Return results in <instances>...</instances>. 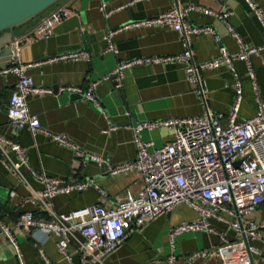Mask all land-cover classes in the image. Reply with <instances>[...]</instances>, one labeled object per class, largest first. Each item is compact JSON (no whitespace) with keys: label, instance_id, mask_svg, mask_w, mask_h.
<instances>
[{"label":"crops","instance_id":"obj_1","mask_svg":"<svg viewBox=\"0 0 264 264\" xmlns=\"http://www.w3.org/2000/svg\"><path fill=\"white\" fill-rule=\"evenodd\" d=\"M264 17V0H252ZM188 3L200 5L214 12H231L227 22L197 11L187 15L196 26H212L221 37L228 52L238 50L236 40L230 35L231 26L248 46L264 45V30L255 14L244 0H61L66 7L67 18L57 24L49 40L37 37L33 29L47 12L14 28L12 40L21 44V60L30 64L26 73L35 86L52 88L54 93L29 95L26 99L31 114L38 119L40 127L53 135H63L86 154L96 155L109 165L132 161L137 153L131 127L139 122H158L169 118H190L203 114L205 106L194 94L195 85L185 80L184 67L179 63L135 65L124 70L119 89L105 78L113 73L118 62H130L141 58L171 56L183 51L178 34L170 28H131L132 22L153 17L171 8H183ZM105 11H111L108 17ZM113 32L111 43L115 52L108 51L106 35ZM10 37L6 32L0 35ZM192 53L196 62H205L218 56L219 45L211 36L192 38ZM85 51L87 58L72 61L59 59L62 55ZM9 63V58L4 60ZM255 72L257 95L247 77V62H236V76L226 67L204 70L201 76L206 82V105L215 113L228 117L234 101V83L241 84L243 99L237 121L252 117L259 103H264V50L249 60ZM99 81L95 89L98 106L77 93H60L64 86H78L85 90L90 82ZM16 78L11 74L0 75V148L5 141L19 144L25 151L26 165L19 173L5 167V162L16 161L15 154L6 148L0 150V219L13 227L20 214L31 212L36 218H46L39 204L29 198L42 185L33 174L44 173L64 182L92 181V187L83 192L54 197L51 204L58 213H66L85 206L113 207L119 201L137 196L143 189L140 173L111 176L107 167L94 162L82 163L72 150L62 146L50 136L27 128L14 129L7 121V106ZM122 98V100H121ZM123 101V102H122ZM223 121V123H224ZM141 141L159 148L172 138L165 128L142 131ZM99 189L101 192H99ZM14 195L11 196L10 192ZM196 217L185 205H179L168 215L146 224L140 231L131 225L125 241L105 256L102 264H164L169 254V230ZM261 226V238L254 242L264 258V204L248 216ZM217 231L226 227L213 224ZM13 234L19 246L20 257L14 247L0 233V264H45L42 251L52 264H69L56 246V237L43 236L37 230L14 228ZM75 238L82 241L78 232ZM229 240L234 233L227 231ZM217 238L207 233L184 234L176 238L175 253L178 256L211 250ZM79 246L71 242L68 253L72 264H79ZM175 264H185L179 257ZM199 264H218L215 260ZM252 264H264L252 257Z\"/></svg>","mask_w":264,"mask_h":264},{"label":"built area","instance_id":"obj_2","mask_svg":"<svg viewBox=\"0 0 264 264\" xmlns=\"http://www.w3.org/2000/svg\"><path fill=\"white\" fill-rule=\"evenodd\" d=\"M264 30V17L257 4L252 0H244ZM108 17L111 11H105ZM197 11L224 22L231 12H214L200 5L188 3L183 8H171L153 17L138 20L128 25L131 28L165 27L175 31L183 46L181 53L141 58L130 62H118L111 75L116 76L117 88L123 78L125 69L135 65L179 63L184 67L185 80L195 85L194 94L205 106L202 115L190 118H169L158 122H139L131 127L137 153L132 161L118 165H109L103 158L86 154L71 143L63 135L49 134L43 130L35 115L27 107L29 95L52 94V88L35 86L26 70L30 64L20 58L21 44L12 40L9 66L0 69V75L11 74L16 78L14 90L11 92L7 106V121L14 129L27 128L34 136L37 133L50 136L62 146L72 150L74 156L82 163L88 161L106 166L111 176L125 175L130 172L140 173L143 189L137 196L127 197L113 207L101 205L85 206L66 213L54 210L51 201L58 195L79 193L92 187V181L64 182L49 177L44 173L33 174L42 185L41 190L34 191L29 202L39 204L46 213V218H36L31 212L19 215L15 225L8 227L0 219V233L5 236L20 257L19 246L13 234L14 228L34 229L43 236L52 234L56 237V246L69 264H72L68 246L73 241L79 246V264H102L105 256L117 249L127 238L128 228L132 225L140 231L146 224L160 216L168 215L179 205H185L196 213L190 221L173 226L168 232L170 253L164 264H175L181 257L185 264H199L207 260H215L218 264H252L256 256L264 262L254 242L261 238L260 229L248 215L264 204V103H259L254 115L247 120L237 121L240 103L243 99L241 84L234 83V101L228 117L212 112L206 105L207 87L201 76L204 70L226 67L234 76L235 63L247 62V77L251 81L257 95L255 72L249 60L264 50L262 46H248L228 26L230 35L236 40L238 50L230 53L222 44L219 34L212 26H196L191 24L187 15ZM44 18L34 27V34L48 40L54 27L68 16L65 6L59 3L46 11ZM113 32L106 35L108 51L115 52L111 43ZM207 35L219 45L218 56L205 61L196 62L192 53V38ZM85 51L62 55L59 59L77 61L87 58ZM107 76L105 80L111 76ZM99 81L90 82L85 90L78 86H64L57 89L60 93H77L85 100L98 106L95 89ZM224 121V123H223ZM165 128L172 132V138L159 148H151L152 144L141 141L142 131ZM6 148L16 156V161L5 162L7 170L13 173L27 166L23 148L11 141H5ZM6 148L1 146V153L6 155ZM99 192L100 189H99ZM10 195L14 193L11 191ZM214 223L226 227V231H217ZM78 232L79 241L73 235ZM227 231L234 233L229 240ZM207 233L217 238V245L211 250H199L178 256L175 253L176 238L184 234ZM45 264H52L47 256L39 251Z\"/></svg>","mask_w":264,"mask_h":264},{"label":"water","instance_id":"obj_3","mask_svg":"<svg viewBox=\"0 0 264 264\" xmlns=\"http://www.w3.org/2000/svg\"><path fill=\"white\" fill-rule=\"evenodd\" d=\"M60 1L61 0H0V35L6 32L10 33V37L3 38L0 36V69H5L9 66V63L4 60L11 55V33L14 28L35 19ZM115 79L116 76L111 75L108 81L114 88H117V81Z\"/></svg>","mask_w":264,"mask_h":264},{"label":"rangeland","instance_id":"obj_4","mask_svg":"<svg viewBox=\"0 0 264 264\" xmlns=\"http://www.w3.org/2000/svg\"><path fill=\"white\" fill-rule=\"evenodd\" d=\"M169 248V247H168ZM169 253H170V248H169Z\"/></svg>","mask_w":264,"mask_h":264},{"label":"trees","instance_id":"obj_5","mask_svg":"<svg viewBox=\"0 0 264 264\" xmlns=\"http://www.w3.org/2000/svg\"><path fill=\"white\" fill-rule=\"evenodd\" d=\"M43 14H44V13H43ZM41 15H42V14H41ZM41 15H40V16H41ZM38 17H39V16H38ZM36 18H37V17H36Z\"/></svg>","mask_w":264,"mask_h":264}]
</instances>
